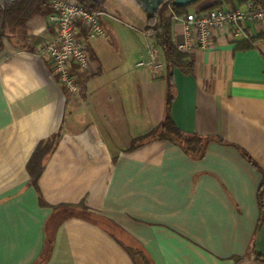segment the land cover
<instances>
[{"label":"crops","instance_id":"1","mask_svg":"<svg viewBox=\"0 0 264 264\" xmlns=\"http://www.w3.org/2000/svg\"><path fill=\"white\" fill-rule=\"evenodd\" d=\"M93 1L104 34L88 67L72 66L79 93L36 53L55 34L49 16L9 28L0 49V264H264V23L223 28L189 52L193 72L173 70L174 123L206 139L192 156L170 140L138 145L167 109L169 69L160 47V67L148 64L146 8ZM217 1L247 4L189 11ZM182 31L175 22V41ZM41 143L53 147L34 181Z\"/></svg>","mask_w":264,"mask_h":264},{"label":"built area","instance_id":"2","mask_svg":"<svg viewBox=\"0 0 264 264\" xmlns=\"http://www.w3.org/2000/svg\"><path fill=\"white\" fill-rule=\"evenodd\" d=\"M51 3L54 11L49 15V23L54 26L55 34L36 53L50 61L52 71L61 85L73 93H79L80 87L72 73V66L77 65L80 69L88 67V45L94 38L104 34L100 22L104 12L91 11L78 0H51ZM174 20L182 23L185 35L184 42L175 41V44L180 51L190 52L195 48H212L219 31L229 25L234 27V35L240 36L246 32L245 21L264 23V7L249 1L245 9L214 7L200 13L174 16ZM78 31L83 34L78 35ZM149 53L151 59L148 64L160 67L156 49L150 47ZM138 64L147 63L141 61Z\"/></svg>","mask_w":264,"mask_h":264},{"label":"trees","instance_id":"3","mask_svg":"<svg viewBox=\"0 0 264 264\" xmlns=\"http://www.w3.org/2000/svg\"><path fill=\"white\" fill-rule=\"evenodd\" d=\"M84 7L91 11H98L97 4L93 0H78ZM195 1L192 4L199 2ZM230 3H243L254 1L256 3L261 0H225ZM223 1L214 2L207 7L205 11L221 7ZM189 5H178L174 1L166 0L156 11L147 10L148 22L146 32L150 33L152 39L151 48H161L166 56L167 67L169 69L167 75V109L163 122L154 127L150 132L138 138V145L145 143L148 139L159 138L170 140L179 144L188 154L199 156L204 152L206 139L196 134H188L180 130L171 116V104L174 99V83L173 70L180 68L185 73H191L194 70V58L189 52H182L177 48L174 40V16H184L190 13ZM51 0H13L8 1L4 5H0V49L4 47V38L6 37V29L23 26L31 17L37 14L49 16L53 12ZM204 12V11H203ZM249 42L247 47H252ZM73 70L77 72V65L73 66ZM76 81H80V76H76ZM52 144V143H51ZM53 145H47L43 148L41 143L36 149L33 157L29 162V168L34 181L40 175L42 166L40 161L47 152L52 149ZM259 192L260 207H263L264 184ZM263 217V214H262ZM262 221V220H261ZM260 221V224H261Z\"/></svg>","mask_w":264,"mask_h":264},{"label":"water","instance_id":"4","mask_svg":"<svg viewBox=\"0 0 264 264\" xmlns=\"http://www.w3.org/2000/svg\"><path fill=\"white\" fill-rule=\"evenodd\" d=\"M164 1L166 0H139L142 6L150 11L158 10ZM195 1L197 0H174V2L178 5H189Z\"/></svg>","mask_w":264,"mask_h":264},{"label":"rangeland","instance_id":"5","mask_svg":"<svg viewBox=\"0 0 264 264\" xmlns=\"http://www.w3.org/2000/svg\"><path fill=\"white\" fill-rule=\"evenodd\" d=\"M194 8H195V6L197 5V4H191ZM8 31H9V28L8 29H6V37L5 38H8L9 37V35H8Z\"/></svg>","mask_w":264,"mask_h":264}]
</instances>
